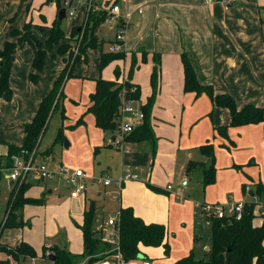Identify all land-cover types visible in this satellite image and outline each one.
Instances as JSON below:
<instances>
[{
  "label": "crops",
  "instance_id": "1",
  "mask_svg": "<svg viewBox=\"0 0 264 264\" xmlns=\"http://www.w3.org/2000/svg\"><path fill=\"white\" fill-rule=\"evenodd\" d=\"M85 2L77 4L84 13L81 22L85 17ZM94 3L99 8L105 3L117 4L120 15L129 16L131 27L125 32L122 59L100 68V55L104 52L101 49V72L93 76L95 79L73 78L78 73L75 70L77 62L74 64V75L64 80L62 97L53 112L59 113V127L79 131L81 147L84 146L85 151L77 154L76 161L66 160L69 161L67 165L76 164L74 167L84 170L88 176L86 190L71 198L59 180L32 181L31 185H37L40 194L29 195V187L25 196L43 197L45 201L22 207L19 213L25 225L18 228L17 240L13 243L31 241L27 233L26 237L23 235L25 227L30 226L24 218L29 212H35L39 214L36 223L43 238L46 221L55 222L57 217L67 232L63 245L43 241L46 254L51 246L80 254L83 240L79 226L87 203L93 201V227L97 231L105 227L110 216L125 207L131 208L145 223L162 224L166 230L165 245H140V254L123 264H141L145 258L153 264H174L189 254L195 259H204L210 245V224L208 216L197 209L196 203H217H207L213 202L211 199L198 200V194L194 192L195 184L202 183L200 165L210 163V157L200 150V146L212 144L215 181L222 179L223 183L230 184L231 177L232 181L241 183L249 177L263 184L260 185L259 204H254L252 221L254 226H260L264 220L263 124L229 127L226 135L218 132V127L229 123V111L214 106L205 93L196 95L184 91L181 54L184 53L192 65L197 81L211 85L214 94L230 95L238 109L247 104L264 107V0H236L228 8L220 0H94ZM31 5L35 22L50 26L58 18L62 0H31ZM72 20L70 23L75 26L81 24ZM101 24L105 25L104 22ZM96 36L98 40L101 38L98 27ZM112 41L107 40L108 46ZM33 55L31 45L20 44L12 51L8 79L11 98L0 95V156L7 153L9 146L23 144L24 124L33 119L42 97L49 92L67 58V53L59 54L53 75L44 82L43 67L39 79L32 82ZM86 56L87 50L83 57ZM154 67L158 69V79L148 118L152 135L137 141L122 136L118 129L111 131L98 127L93 114L87 111L95 80L103 78L135 84L139 91L136 105L141 107L152 94L150 80ZM62 133L65 138L64 131ZM55 144L44 159L52 167L63 164L54 157ZM72 144L71 138L70 143L66 141V146ZM189 162L196 164H191L187 171ZM195 172H201V177H194ZM126 173H135L138 178L118 186L116 179ZM105 176L111 180L107 186L102 183ZM215 181L203 187L209 190ZM8 184L11 188V182ZM256 186L249 189L250 195ZM60 188L64 192H60ZM250 195L242 194L235 202H251ZM259 217L261 223H255ZM53 234L50 232L48 236ZM1 256L13 260L4 253H0Z\"/></svg>",
  "mask_w": 264,
  "mask_h": 264
},
{
  "label": "trees",
  "instance_id": "2",
  "mask_svg": "<svg viewBox=\"0 0 264 264\" xmlns=\"http://www.w3.org/2000/svg\"><path fill=\"white\" fill-rule=\"evenodd\" d=\"M108 6L109 4L106 3ZM106 9L88 10L83 21L85 28L79 49L76 54L71 56V62L66 58L64 66L53 82L49 92L42 97L33 119L23 126L24 141L21 146H9L5 155L0 156V181H1V165L9 166L11 156L13 154L29 155L31 153L36 156L37 148L40 143L41 136L47 128L48 121L55 109L58 107L62 97V88L64 80L74 75V64L86 53L88 48H93L101 42L97 39L96 29L98 25L104 22L106 17ZM61 20L56 18L48 27L49 33L45 42V46L38 39H33L30 42L33 48V72L30 73L32 82L37 81L38 73L41 72L44 66L46 48H51L57 45L58 53L64 55L67 53L66 43L59 44L63 39V32L60 26ZM79 26H75L70 34V37L77 35L80 30ZM15 45L11 42H5L0 49V95L5 94L11 98V89L8 83L10 70L12 67V51ZM124 51L119 52H101L100 68H103L109 62L124 57ZM183 67L184 85L183 89L186 92H194L196 95L205 93L209 96L214 106L226 108L229 111L230 121L228 124L220 126L217 131L226 135L228 127H237L245 124L262 123L264 137V107H258L253 104H247L241 109L236 107L234 99L228 94H214L211 85L200 84L184 53L181 54ZM158 67V61H156ZM154 67L151 73L152 94L147 100V103L140 108L143 111V120L139 126L127 135L128 139L145 140L152 135L151 125L149 122V110L152 104V99L157 86L158 69ZM95 89L89 95L90 105L87 111L93 114L95 123L102 130H115L118 128L120 115V99L118 93L122 86L130 88L136 87V91L130 96L138 98V88L135 84L125 81L117 82L97 78ZM78 122V121H77ZM62 126L58 128L52 145L47 148L50 152L51 147L63 139ZM200 150L210 157V163L207 166L200 165L202 169V183L204 186L212 184L215 181V166L214 152L212 144L206 143L200 146ZM195 165L194 162H189L187 171L190 166ZM31 182L21 183L18 186L10 188L9 199L3 217L0 214V235L5 228H22L25 223L21 220L20 210L25 204H42L45 199L43 197L31 198L25 196ZM260 184L256 186L255 193L259 194ZM259 192V193H258ZM95 205L93 201L87 203L83 222L79 226L83 240V250L80 254L71 253L68 250L51 246V255H54L53 264H79L84 261V264H95L106 258L107 252L111 250V246L104 242L101 238V231H97L93 227ZM118 221L119 246L123 258L128 261L135 259L140 254V245L143 246H159L165 245L164 239L166 230L162 224L145 223L142 219L135 216L132 209L129 207L120 209ZM255 217L254 203L247 202L244 204L242 215L239 219L223 218L218 219L209 216L210 222V245L206 252V258L195 259L192 254L181 258L174 264H264V220L260 226H254L252 221ZM4 253L14 260L24 259L26 257H36L34 248L26 241H20L13 249H7L5 244L0 243V253ZM50 254H46V247H42V256L49 258Z\"/></svg>",
  "mask_w": 264,
  "mask_h": 264
},
{
  "label": "rangeland",
  "instance_id": "3",
  "mask_svg": "<svg viewBox=\"0 0 264 264\" xmlns=\"http://www.w3.org/2000/svg\"><path fill=\"white\" fill-rule=\"evenodd\" d=\"M92 4L94 3V0H92ZM75 12L73 15H66L62 22L60 23L62 32H63V39L59 41V44L66 43L67 46V58L71 62V56L76 54V52L79 49V44L81 41V37L83 35V31L85 28V24H83L82 19L84 16L83 10L75 5ZM35 12L33 11L31 0H0V44L2 47L5 42H11L16 46L18 45H27L30 47V42L33 39H38L43 43L45 46L46 39L48 37L49 33V23L48 24H41L35 22ZM34 21H33V20ZM74 22H81V24L77 25L79 26L78 30L80 32L77 35H73L70 37L72 29L75 27L74 24H71L70 20ZM51 25V24H50ZM76 26V27H77ZM98 29L100 32V39L99 42H101L99 45L93 48L87 49V56L84 58L83 56L80 57V59L77 61L75 65V70L79 73L75 74L73 78H85L87 80H93L98 76V74L101 72L99 68V53L101 49L104 52H107L108 50V42L107 40L114 39V35L116 32V28L114 24H105V25H98ZM1 47V48H2ZM46 47V46H45ZM0 48V49H1ZM58 46L54 45L51 48H46L45 53V60H44V82L49 79L53 73L54 70L57 67L56 62L60 60V56L57 50ZM123 51H124V45H123ZM56 65V66H55ZM43 69V68H42ZM42 71V70H41ZM81 73V74H80ZM39 75V73H38ZM37 79L38 76H37ZM60 123V117L59 113L55 112L50 120L48 121L47 128L40 139V145L37 148V154L36 158L38 159H46V156L51 152H48L46 148L51 146V143L53 141V138L56 134L57 129L59 128ZM65 126V125H64ZM64 129V128H63ZM229 129V127H228ZM227 129V131H228ZM67 130V132H66ZM64 129L65 138L63 140L58 141L55 146L53 147L54 150V157L55 159L62 160L63 164L69 168H76V164H73L72 166L67 165L69 161L66 160V158H71L73 161H76L77 154L84 152L85 147H81V138H79V131L75 128H66ZM73 141L72 146H66L65 142L67 141L70 143ZM247 167H251V164H246ZM194 177H201V172H195L193 173ZM229 183H223V180L215 181V183L211 186L205 188L203 187V184L201 182H198V184H195L194 192L198 194V200L203 199H211L213 202H207V203H221L224 204L226 201H228L230 198L231 200L238 201V199L241 198L242 194L243 196H249V189L254 188V185L260 184V182H255L251 178L247 177L245 181L243 182H237L232 181V178L230 177ZM263 185V184H260ZM30 190H28L29 195H39V189L37 188V185H31ZM248 187V189H246ZM60 192H64L63 189L60 188ZM244 190V191H243ZM261 191V189L259 188ZM9 191L10 187L8 184V178L6 172H1V181H0V214L1 217H3V213L5 211L7 201L9 199ZM251 191V190H250ZM259 193V192H258ZM251 199L250 200H259L260 194H256L252 191L251 193ZM209 201V200H205ZM253 202V201H251ZM202 203L198 202L196 203V206H198L197 209H199V206ZM36 210V207H31ZM200 210V209H199ZM39 214H36L35 212H29L28 215H25V221H28L30 226L25 227V231L23 232V235L26 237L29 235L31 237V241H27L35 250L36 257L30 258L26 257L24 259H21L17 262L14 259H8V257H0V264H52V262L49 260V258L42 256V245L43 241H50L52 244H59L63 245L65 241L67 240V232L66 230L61 227L59 217L58 220H55V222H47L44 226V233L46 231V236L42 234V230L38 229V223H36L37 216ZM256 215H260V213H257ZM107 213L104 214V218L106 219ZM22 220V219H21ZM53 223V224H52ZM255 223H261V218L255 219ZM210 224V222H209ZM56 230V231H53ZM19 229L14 228H5L0 235V243L5 244L7 249H13L19 244V242L13 243V241L17 240ZM54 232L53 235H49L48 233ZM47 243V242H46ZM48 255L52 254V251H50V248H48ZM3 254V252H2ZM206 256V255H205Z\"/></svg>",
  "mask_w": 264,
  "mask_h": 264
},
{
  "label": "built area",
  "instance_id": "4",
  "mask_svg": "<svg viewBox=\"0 0 264 264\" xmlns=\"http://www.w3.org/2000/svg\"><path fill=\"white\" fill-rule=\"evenodd\" d=\"M86 1V2H85ZM224 3L225 8L236 0H220ZM86 4L85 17L88 10L106 9V17L104 24H114L116 32L113 41L109 44L108 49L111 52L123 51V45L125 40V32L131 27V22L128 15L121 16L119 12V6L117 4H109L108 6L102 4L99 8L95 4H92V0H62V8L65 9L66 15H73L75 12L76 4ZM84 17V19H85ZM123 81L122 83H124ZM136 91L135 86H131L129 89L122 86L118 93L120 99V115L118 132L122 136L130 134L136 127L138 122L143 120V111L136 105L137 99L132 98L130 95ZM1 172H6L8 182L12 181V187L18 186L21 183H28L34 180L44 182L51 180H59L63 182L64 186L68 190L69 197L75 198L84 193L86 190V181L88 176L84 170L80 168H69L63 164H58L54 167L48 164V161L44 159H37L33 153L25 156L20 154H13L11 156V162L9 166L1 165ZM138 175L135 173H126L124 176H120L116 179L118 186L130 179H137ZM111 182L108 176L102 178L103 185H109ZM169 189L170 186L168 185ZM248 189V187H246ZM254 204H259L258 200H252ZM244 202H235L231 199L224 204H201L199 206L201 212L206 216H213L218 219L234 218L239 219L242 215L244 208ZM120 213L110 216L106 222L105 227L101 228V238L104 242L111 246V250L107 252L106 258L100 260L95 264H123L126 260L123 258L120 252L119 246V232L118 221ZM79 264H84L82 261ZM141 264H153V262L147 258L141 261Z\"/></svg>",
  "mask_w": 264,
  "mask_h": 264
},
{
  "label": "water",
  "instance_id": "5",
  "mask_svg": "<svg viewBox=\"0 0 264 264\" xmlns=\"http://www.w3.org/2000/svg\"><path fill=\"white\" fill-rule=\"evenodd\" d=\"M64 17H65V9L64 8H61L58 11V19L59 20H62ZM65 145H66V142H65ZM10 185L12 186V181H11V184ZM49 258H50V260H53L54 259V255L49 256Z\"/></svg>",
  "mask_w": 264,
  "mask_h": 264
}]
</instances>
